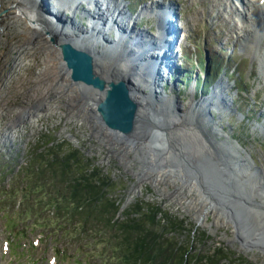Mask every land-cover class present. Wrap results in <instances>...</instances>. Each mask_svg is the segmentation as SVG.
<instances>
[{"label": "rangeland", "instance_id": "1", "mask_svg": "<svg viewBox=\"0 0 264 264\" xmlns=\"http://www.w3.org/2000/svg\"><path fill=\"white\" fill-rule=\"evenodd\" d=\"M225 2L130 0L129 5L134 14L139 7H149L150 10L138 20V27L156 34L158 15L152 11V5L175 4L173 6L181 18L184 35L179 44L182 46L181 54L177 46L174 62L178 70L174 77L178 79L177 75H181L182 71L184 81L181 82L179 78L177 84L172 83L173 77L169 75L172 78H167L168 82L174 88L170 89L165 81L163 86L160 83L166 91L163 93L164 98L170 104L176 99L181 105L187 106L192 102L191 88L196 90L195 97L201 98L212 94L213 86L220 80L224 81L227 87L223 89V96H226L224 100L229 101V108L224 113L215 108L210 111L209 108V113L216 124L223 128L220 133L229 135L227 137L231 143H239L243 157H246V153L250 154L253 165L264 170V125H261L264 121V73L260 61L264 37L260 39V44L252 42V38L247 41L248 38L242 32L251 27V22L246 20L243 25L237 22L233 17V9L230 12L229 8L225 9ZM152 12L155 16H149ZM33 38L23 23L14 25L6 37L0 61L1 195L7 191L8 184L18 178L19 169L26 162L28 148L40 139H55L56 142L77 148L107 176L109 196L120 205L118 220L125 217L122 211L130 209L126 216L149 223L152 228L149 237L166 238L170 257L180 260L181 264H264L263 251L243 248L233 227L225 223L212 224V215H208L203 223L199 222L194 208L187 207L174 193L175 183L170 180L152 183L140 178L137 173L142 169L139 168L140 163L133 159V153L130 150L118 151L117 147L110 145L109 139L89 113L86 102L80 101L79 93L69 87L61 72L57 48L49 42L26 46L25 42ZM214 67L220 69L219 75H216ZM205 68L208 69V75ZM214 71L216 78L207 83V79L212 80ZM215 136L220 141L224 139L222 135ZM240 168V175L230 173V177L223 180L221 189L226 193V199L231 197L234 205L239 206L236 210L245 220L249 209L236 199V193L248 190L258 200L264 201V186H253V180L249 178L252 171H244L243 166ZM230 191L232 193L228 196ZM15 202L13 207L19 206V201ZM144 206L152 207V211L156 208L161 210L156 216L157 221L146 216L142 209ZM163 212L166 218L162 223ZM249 214L252 216L251 212ZM158 220H161L160 223H157ZM251 221L257 229H263V218L258 221L252 216V220L247 221L249 228ZM9 233L10 230L4 229L0 220V264H57L52 244L49 241L41 242L40 232L24 238L16 237L11 243ZM16 241L18 243H13ZM33 241L35 248L30 245ZM99 248L102 250L101 245Z\"/></svg>", "mask_w": 264, "mask_h": 264}, {"label": "bare ground", "instance_id": "2", "mask_svg": "<svg viewBox=\"0 0 264 264\" xmlns=\"http://www.w3.org/2000/svg\"><path fill=\"white\" fill-rule=\"evenodd\" d=\"M88 1L90 3L86 2V0H42L44 7L43 11L45 10V12L51 14V16H48L50 18L49 20H42L51 26L53 23H56L58 26L56 25L55 27L60 32L63 30L61 26L59 27V24L63 23L61 25L69 37L78 40L96 56H99V59L97 58L98 66L96 70L105 78L114 80L126 79L131 81L134 98L142 106L139 111L140 114L136 117L132 136L128 138L124 136H115L109 129L98 122V119L94 115L96 101L101 98L98 94L99 92L73 83L69 78V71L65 69L60 52L56 49L62 68V75L69 83V87L72 88L73 91L79 93L80 101L86 102L89 113L92 115L98 127L103 130L104 136H107V139H109L110 145L117 147L118 151H120V149L130 150V152L133 153V159H136L137 162L140 163L139 168L142 169L141 172L137 173L140 178L149 180L152 183H156L159 180H170V182L175 183L174 193L179 196V200H182L187 207L194 208L195 217L199 222L203 223V220L208 215H212L214 218L212 224L217 225L225 223L233 227L235 236L243 248H255L262 250L264 253L263 199L258 200L257 196L251 194L248 190L236 193V199L242 204L244 203L249 209L248 213L245 214L247 218L244 220L241 218V215L238 214L236 209L239 206L234 205L233 199L231 197L228 199L223 198L226 193H222L221 195L216 192L213 197L208 194L206 195L200 190L201 188H199L195 181L184 179L182 172L178 169H174L176 166L173 164L168 163L171 156L166 142L169 140L173 144L172 149H176L178 144L181 146V152L188 156L189 159L197 156V154L205 153L217 161H222V169L228 172V177H230V173H237V176L240 175V167L243 166L244 171L245 169L252 171L249 174V178H252L251 180H253L254 183L253 186L260 184L264 186V170L260 167L256 168V166L253 165L250 154L246 153V157H243L239 143L237 141L231 143L228 139L229 135L224 133L221 134L220 132H223V128L216 124L213 116L210 117V114L208 115L207 113L208 106L205 104V101L215 105L216 109L222 110L221 113H224L226 109L229 108V101L223 99L225 98V96H223V89L227 87L224 81L220 80L213 86L212 94L201 97L202 99L196 98L194 95V91L196 90L195 88H191L193 92L191 96L192 102H189L187 106L181 105L176 99L174 103L170 104L168 100L164 98L163 91L164 93H166V91L161 90L159 86L160 83L162 85L167 78L171 79L172 77V83L177 84L179 78L182 82L184 81L182 74L177 75L178 79L174 77V74L178 70L175 69L176 62H174L178 53L176 44L179 43L180 40L182 42L184 35V28L181 27L182 24L179 14H173L167 5L161 7L160 5L162 4L160 3L155 6L152 5V11L156 14H161V16H156L158 17V23H160L159 21H163V23L161 26L158 24L156 34L149 30L147 35L150 34V36H145L138 30L140 29L138 25L135 26L136 18L129 14L126 16V6L121 0ZM226 1V8L233 7L229 0ZM1 2L2 5L0 8L3 7L6 9V12L0 21V61L4 53L3 47L6 42V37L14 25L19 26L23 23L27 32L34 36L33 40L25 42L26 46L49 42L42 29L30 25L26 18L21 16L14 7L17 2H20L21 9L30 14L34 11L30 6L32 3L34 4V0H1ZM91 3L94 4L91 5ZM95 3L98 4L99 10L96 8ZM245 6L248 8V13H246L243 8L242 10L239 8L237 11L241 12L242 18L251 22V27L243 29L242 33L248 38L246 39L247 41L252 38V42L260 44V39L264 37V0H245ZM84 9H86L87 12H84ZM89 9H93V12L91 13ZM149 10V7L146 5L140 11L141 14H143V12ZM153 12L151 14L155 15ZM60 15H62L65 20H60L61 22L58 23L59 20L57 18L55 19V16ZM74 15L79 16L77 17L78 22ZM86 16L88 17V21L86 20ZM80 19H82V23L85 22L84 27H86V29L84 30L79 27ZM176 19L179 28L175 26ZM121 26H124V28L129 31L122 29ZM43 27L48 29L47 25ZM104 30L106 31L104 32ZM111 30H114L116 33V43L108 45L111 48L110 52H108L104 51L105 46L103 41L104 36ZM108 35L111 34L109 33ZM153 39L154 41L149 43L150 40ZM263 51V57L260 61L261 65H263L262 70L264 73ZM154 76L159 78L158 81L155 80ZM167 83L170 89L174 88L173 84ZM175 87H177V85H175ZM158 91L161 93L159 94ZM159 117L163 118L165 123L163 122L164 120H161L162 122L158 121L159 119L157 118ZM151 119H154L159 124H164L161 128L163 133L157 130V126ZM165 124L168 126L166 127ZM200 124L202 128L198 127ZM261 125H264V121H262ZM149 130L150 132H158L154 141L142 137L147 134L149 135ZM215 134L222 135L224 139L221 141L218 140ZM201 136L207 137V143L201 141ZM190 138L191 140L199 141V143L194 141L195 145L189 147V150L186 148V150L184 146L186 147V140ZM157 162H159L160 165H155ZM249 190L251 189L249 188ZM230 193H232V191L229 192L228 196L231 195ZM253 208L255 210L252 212ZM250 212L258 221L263 218L262 230L257 229L252 221L251 228L247 226V221L252 220V216L249 214ZM252 240H254L255 243Z\"/></svg>", "mask_w": 264, "mask_h": 264}, {"label": "trees", "instance_id": "3", "mask_svg": "<svg viewBox=\"0 0 264 264\" xmlns=\"http://www.w3.org/2000/svg\"><path fill=\"white\" fill-rule=\"evenodd\" d=\"M106 177L77 148L40 139L28 148L18 178L0 194V220L15 238L40 232V241L52 244L60 264H181L170 257L166 238L149 237V223L126 216L130 209L117 219L120 205L109 196ZM15 201L19 206L13 207ZM144 207L152 221L161 213ZM162 216L163 223L165 212Z\"/></svg>", "mask_w": 264, "mask_h": 264}, {"label": "water", "instance_id": "4", "mask_svg": "<svg viewBox=\"0 0 264 264\" xmlns=\"http://www.w3.org/2000/svg\"><path fill=\"white\" fill-rule=\"evenodd\" d=\"M86 2L89 1L86 0ZM93 4L91 3V5ZM1 5L2 2L0 0V6ZM95 5L96 8L99 10L100 8L97 6L98 4L95 3ZM30 6L34 11L28 14L25 12V10L21 9L20 2H17L14 5V7L18 10V13L21 16L25 17L30 25H32L33 27L35 26L41 28L42 31L48 36L50 44L58 49L61 58L64 62L65 69L69 71L70 80L73 83L80 84L87 89L99 92L98 94L101 96V98L96 101L94 115L98 119V122L102 126L109 129L115 136H124L126 138L131 137L135 128L134 126L136 117L140 114L139 111L142 107L141 104L134 98V91L131 87V81L126 79L114 80L110 78H105L96 70L98 66L97 61L99 59V56H96L89 48L84 46L78 40H74L66 34L65 29H63V26L61 25L63 23H60L62 20H65L62 15L55 16V19L57 18L59 20V27L61 26L63 30L62 32H60L55 27L57 25L56 23H53V25L51 26L42 20H49L50 18L48 16H51L50 13L48 14L47 12H45V10L43 11L44 7L42 0H34V4L32 3ZM83 11L87 12L86 9H84ZM5 12L6 9H4L3 7L0 8V21L2 20ZM128 14L129 11L126 9V16H128ZM157 15L161 16L160 13ZM159 22L160 23H157V30L158 24L159 26H161V24L163 23V21ZM45 25L48 26V29L43 27ZM84 25L85 24L80 23L79 27L84 30L86 29ZM121 28L125 29L124 26H121ZM138 30L145 36H150V34L147 35L143 29L140 28ZM105 31L106 30H104V32ZM111 32H113L111 35H108V32L104 36L103 41L105 49L108 52H110L111 50L110 46L108 45H113L116 43V33L114 30H111ZM153 41L154 39L150 40L149 43H152ZM154 78L157 81L159 79L155 76ZM158 93L160 94L161 92L158 91ZM205 104H207L208 106L207 113L209 115V108L211 103L205 101ZM157 119H159L158 121L164 120L160 117ZM151 120L157 126V130H160V132L163 133L161 131V128L164 124H159L154 119ZM163 122L165 123V120ZM167 126L168 125H166V127ZM198 127L202 128L201 124L198 125ZM157 134V131H151L149 135L147 134L142 137L146 138L147 140L154 141L155 137H157ZM200 138L202 139L201 141L203 143H207L206 136H201ZM194 141H196V143H199V141L197 140H191V138L187 139L186 143L184 142L186 144V147L184 146V149L188 148L189 150V147L195 145ZM166 143L171 156V159L168 163L176 166L174 169L180 170L183 174L184 179L195 181L199 188H201L200 190L211 197L215 196L214 193L216 192L219 194L223 193V190L221 189L223 186V180L228 177V174L224 173L225 171H223L222 169V161H217L205 153L197 154V156L189 159L188 156L184 155L181 152V146L177 144L176 149H172L173 144L169 140ZM155 165H160V163L157 162ZM223 198L226 199V197Z\"/></svg>", "mask_w": 264, "mask_h": 264}]
</instances>
